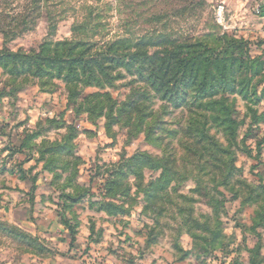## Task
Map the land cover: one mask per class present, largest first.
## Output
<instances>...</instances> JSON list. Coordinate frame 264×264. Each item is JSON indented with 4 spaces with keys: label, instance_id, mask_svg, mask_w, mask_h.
I'll list each match as a JSON object with an SVG mask.
<instances>
[{
    "label": "rangeland",
    "instance_id": "rangeland-1",
    "mask_svg": "<svg viewBox=\"0 0 264 264\" xmlns=\"http://www.w3.org/2000/svg\"><path fill=\"white\" fill-rule=\"evenodd\" d=\"M24 1L5 11H19ZM42 1L30 28L12 38L0 33V52L37 51L44 42L69 40L73 23L92 8L105 16L108 38L124 26L143 35L159 28L147 22L153 15L177 14L168 19L172 31L198 36L214 27L247 42L252 57L264 56V0ZM190 1L195 7L186 9ZM48 11L57 20L51 32ZM127 81L109 91L114 99H124ZM94 92L85 88L80 97ZM256 109L264 115V103ZM186 118L175 111L164 128L183 129ZM235 118L241 122L238 147L230 150L238 172L223 187V170L193 158L179 134L163 132L161 141L148 143L144 134L128 138L119 126L108 133L103 118L76 113L61 81L14 75L0 66V264H264V120L250 125L240 100ZM217 139L227 146L221 135ZM136 153L174 159L178 169L172 172L180 176L149 197L129 176L130 198H107L111 169ZM159 176L144 169L142 184ZM105 203L126 213L99 212ZM64 221L75 232L73 245Z\"/></svg>",
    "mask_w": 264,
    "mask_h": 264
},
{
    "label": "trees",
    "instance_id": "trees-1",
    "mask_svg": "<svg viewBox=\"0 0 264 264\" xmlns=\"http://www.w3.org/2000/svg\"><path fill=\"white\" fill-rule=\"evenodd\" d=\"M17 1L0 0V33L11 38L33 25L44 2L25 0L19 11H5ZM185 5L186 9L195 7L193 1ZM46 14L48 29L54 31L56 16L49 11ZM170 17L177 18V14L153 15L147 22L159 28L143 35H135L124 26L108 38L105 16L85 8L71 27V39L44 42L37 51L2 50L0 66L14 75L61 81L76 113H86L91 120L103 118L108 133L119 126L128 138L144 134L148 143L161 141L163 132L179 134L193 158H205L206 167L223 170L219 184L224 187L238 172L233 165L235 152L230 150L231 146L238 147L241 122L235 118L237 101L243 103L250 125L264 120L256 109L264 103V56L252 57L247 42L219 35L214 27L198 36L172 31ZM125 80L128 90L118 101L109 91ZM85 88L98 92L80 97ZM175 111L186 113V123L183 129L168 131L164 120ZM220 135L227 146L218 141ZM144 169L159 171L160 176L143 185ZM177 169L174 159L153 161L145 153H136L111 169L106 197L130 198L125 183L129 176L138 182L135 187L140 193L155 195L169 182L177 181L180 173L172 172ZM209 203L213 210L218 209L212 197ZM98 211L112 216L126 213L113 203H105ZM62 225L73 245L75 232L69 221Z\"/></svg>",
    "mask_w": 264,
    "mask_h": 264
},
{
    "label": "crops",
    "instance_id": "crops-1",
    "mask_svg": "<svg viewBox=\"0 0 264 264\" xmlns=\"http://www.w3.org/2000/svg\"><path fill=\"white\" fill-rule=\"evenodd\" d=\"M16 224V223H15ZM18 225V224H17ZM66 261H68V263L67 264H75V261L74 260H66ZM57 264H59L58 262H56Z\"/></svg>",
    "mask_w": 264,
    "mask_h": 264
},
{
    "label": "built area",
    "instance_id": "built-area-1",
    "mask_svg": "<svg viewBox=\"0 0 264 264\" xmlns=\"http://www.w3.org/2000/svg\"><path fill=\"white\" fill-rule=\"evenodd\" d=\"M257 13H258V11H257Z\"/></svg>",
    "mask_w": 264,
    "mask_h": 264
}]
</instances>
